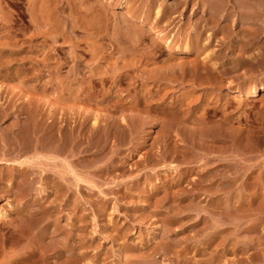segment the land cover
Here are the masks:
<instances>
[{"label": "rangeland", "instance_id": "1", "mask_svg": "<svg viewBox=\"0 0 264 264\" xmlns=\"http://www.w3.org/2000/svg\"><path fill=\"white\" fill-rule=\"evenodd\" d=\"M263 6L0 0V264H264Z\"/></svg>", "mask_w": 264, "mask_h": 264}, {"label": "bare ground", "instance_id": "2", "mask_svg": "<svg viewBox=\"0 0 264 264\" xmlns=\"http://www.w3.org/2000/svg\"><path fill=\"white\" fill-rule=\"evenodd\" d=\"M106 2V1H105ZM79 6H82L83 8H85V10L87 11V12H89V10H93V9H96V10H102L103 11V9L105 8V5H104V3H102V2H100V3H98L97 4V6L96 5H94L93 6V4H87L86 3V5L83 3V2H81V4L80 5H78V7ZM218 6V5H217ZM264 7V6H263ZM80 9H81V7H79ZM78 9V8H77ZM237 9V8H236ZM264 9V8H263ZM79 10V9H78ZM77 10V11H78ZM83 11V10H82ZM81 11V12H82ZM168 12V11H167ZM179 12V11H178ZM256 13H257V11H256V9L254 8V6H253V4H249V3H246V4H243V12H242V14H243V17H244V20H245V23H253V21L256 19L255 17H256ZM160 14V13H159ZM157 18V17H156ZM159 18V17H158ZM146 19V18H145ZM147 20V19H146ZM249 25V24H248ZM247 25V26H248ZM248 27H250V25L248 26ZM259 27V26H258ZM247 31V30H246ZM245 31V32H246ZM248 33V32H247ZM245 35H248V34H245ZM197 38H198V36H197ZM243 38H245V37H243ZM186 49H187V47H186ZM185 49V50H186ZM250 56V55H249ZM253 57V56H252ZM257 60V59H256ZM21 84V83H20ZM239 91V90H238ZM249 95L250 96H256L257 94H258V90L255 88V87H253V88H251L249 91ZM263 96V95H262ZM30 129V128H29ZM27 132V131H26ZM29 132V131H28ZM27 132V133H28ZM31 132V131H30ZM30 132H29V134H30ZM27 136H28V134H27ZM28 138V137H27ZM234 138V137H233ZM33 143V142H32ZM35 153V152H34ZM33 153V154H34ZM5 154V153H4ZM6 154H7V152H6ZM18 156V155H17ZM31 156H32V154H31ZM34 156H36L35 154H34ZM39 156V155H38ZM42 156V155H41ZM40 157V156H39ZM30 158V157H29ZM33 158V157H32ZM31 158V159H32ZM38 158V157H37ZM50 158V157H49ZM0 159H3V158H0ZM24 160H17L16 158H15V156L13 157V158H11V160L12 161H8V160H1L4 164L6 163V165H8V166H13L15 163H17V164H20V165H22L23 163H25L26 164V160H27V158H23ZM26 159V160H25ZM41 159V158H40ZM32 160H35V158L34 159H32ZM28 161V160H27ZM29 161H30V159H29ZM30 162H32V161H30ZM29 163V162H28ZM11 168V167H10ZM20 174H22V170L19 172ZM22 189L23 188H20L19 190H21L22 191ZM21 191H19V192H21ZM42 192V191H41ZM24 193V192H23ZM29 221H30V219H29ZM29 221H27V222H29ZM32 222V221H31ZM30 222V223H31ZM12 238V237H11ZM15 239V238H14ZM11 241V240H10ZM17 241H18V239H17ZM17 241H14V242H17ZM13 242V241H12ZM33 249V248H32ZM29 250V249H28ZM35 251V250H34ZM25 253V252H24ZM29 253H30V251H29ZM32 254V253H31ZM37 254V253H36ZM28 255V254H27ZM7 256V255H6ZM24 256V255H23ZM23 256H22V258H23ZM34 256V255H33ZM31 257V255H29V256H27V257H30L31 259H33L34 257ZM9 258V257H8ZM26 258V257H25ZM30 258H27L26 260H31ZM77 258V257H76ZM36 259V258H35ZM8 260V259H7ZM25 260V259H24ZM22 261V260H21ZM33 261L34 260H32L31 262L33 263ZM25 262V261H24ZM28 262H30V261H28ZM13 263V262H12ZM11 263V264H12ZM35 263V262H34ZM14 264V263H13ZM68 264V263H67ZM72 264H75V263H72Z\"/></svg>", "mask_w": 264, "mask_h": 264}]
</instances>
